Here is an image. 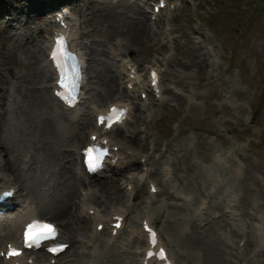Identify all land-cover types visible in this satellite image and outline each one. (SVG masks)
<instances>
[{"label":"rangeland","instance_id":"374dc122","mask_svg":"<svg viewBox=\"0 0 264 264\" xmlns=\"http://www.w3.org/2000/svg\"><path fill=\"white\" fill-rule=\"evenodd\" d=\"M38 1L0 0V13L6 7L24 12L21 18L14 13L0 14V65L8 63L11 67L12 60L17 73L13 78L5 72V85L0 82V119L5 116L0 120V132L16 163L29 155L39 166L51 163L46 166L51 173L47 168H54L55 163L48 151L57 146L64 149L60 141L65 133L73 138L82 133L77 153L87 144L90 129L86 124L94 123V116L87 112L92 104L102 108L129 101L134 112L124 129L118 128L111 138L114 143L127 145L137 161L142 155H153L150 182L160 193L151 200L148 186L129 179L123 169L120 175L113 174L115 171L104 174L123 194L129 182L137 191L128 224L135 226L136 219L147 211L176 264H264V248L257 246L255 227L257 216L264 215V0H170L176 9L163 11L156 25L151 24L147 0H140V17L130 5L137 0H68L67 10L84 23L79 40L87 59L86 96L80 106L85 112L83 125L64 119L69 113L57 108L48 88L54 80L41 83L47 68L45 39L39 29H53L56 9L48 13L44 9L48 6H37ZM30 7L40 8L46 15L35 16ZM44 18L52 24H40ZM136 18L146 19L151 29V33L144 30L140 40L125 34ZM9 19L15 22L6 25ZM167 32L171 39L163 41ZM26 42L30 50L25 49ZM38 49L41 52L35 55ZM161 49H166L165 53ZM125 58L140 71L158 64L164 88L162 101L149 92L145 98L140 93L130 96L120 73L121 59ZM143 72L148 78V71ZM112 79L120 84L116 92L107 90ZM218 154L225 165L216 161ZM69 160L76 165L73 157L64 163ZM165 168L170 170L169 176ZM144 172L137 164L130 175ZM25 174L29 175L30 187L36 186L38 174ZM90 181L93 186L86 191L92 193L93 202H106L99 198L101 194L94 193V185L104 180ZM18 186L25 195L24 188ZM213 187L215 191L210 192ZM174 192L191 196L192 203ZM231 196L235 199L232 208L228 205ZM205 201L207 207L200 211ZM229 212L237 217L231 218ZM38 213L61 227L40 207ZM89 229L86 222V234ZM62 234L69 240V231L62 228ZM104 239L98 263L125 264V258L114 249H105ZM86 259L72 247L60 264H83Z\"/></svg>","mask_w":264,"mask_h":264},{"label":"bare ground","instance_id":"6f19581e","mask_svg":"<svg viewBox=\"0 0 264 264\" xmlns=\"http://www.w3.org/2000/svg\"><path fill=\"white\" fill-rule=\"evenodd\" d=\"M146 4L148 3L146 2ZM158 4L159 2L157 3V5ZM36 5L37 6L42 5L41 0H39L36 3ZM130 5L133 9L136 10L135 16L140 17V7H141L140 0L131 3ZM5 11H10V9L7 8ZM29 11H31L33 15L39 17H42V15H46L44 13V10H41L40 8L30 7ZM11 12L12 14L13 13L16 14L18 18H21L24 15L23 11H17L13 9ZM80 13L82 14V10L80 11ZM83 17L86 16L83 15ZM136 19L137 21L135 19L133 20L132 25L129 27L128 31L125 34L133 35L135 39L140 40V35L144 33V30L151 33V29L149 27V24H147L146 19L145 21L140 20V18H136ZM12 21L14 20L8 21L6 25L10 24V22ZM39 22L40 24L43 23L44 25H48V26L50 24V21L48 19H40ZM66 23L69 26L67 31L74 46L78 50L82 51V46L79 44L78 39H79V34L81 32L80 28L82 25H84V23L80 24V21L71 15H69V18H67ZM10 30L12 31L11 28ZM39 31H40L39 33L46 38L45 51L48 52L47 59L44 60L45 66L48 67L46 69L47 73L44 74L41 79V83H44L53 80V75H54V73L53 75L51 74L52 70L49 69L51 68V66L48 60L50 43H51V39H50L51 34L45 31V29H43L42 27H40ZM155 33L158 34L157 31ZM8 34L10 33L8 32ZM28 43L29 42H26L24 47L25 49L30 50V46ZM161 51L165 53L166 49H161ZM40 52L41 51L38 49L35 55L40 54ZM38 61L39 59L37 58L35 64H37ZM0 66L2 67V69L0 70V75H1L0 82H2V85H5L4 84L5 72L11 73L13 78H17L15 63H13L12 60H11V67L8 65V63ZM151 66L152 67L149 66L144 67L143 69L144 71L150 68L149 82L148 84H146L145 80L142 78V75L140 74L138 69L132 66L128 61H126V58L121 59L120 73L122 72L123 74L126 75L127 85L132 86V93L136 94L137 92H140V94L142 95L146 93V90L147 91L152 90L151 87L152 80L150 79V72L151 70L157 68V65L154 63ZM119 87L120 84L117 82V79L115 80L112 79L107 84V90L109 92L111 91L116 92L119 89ZM48 88L51 89L53 93V89L55 88V86L52 84ZM49 91L50 90H48V93ZM116 102L102 108H99L95 104H92L91 107L88 108L87 112H90L88 113L89 116L90 115L94 116L95 123H93L92 120L89 123L87 122L86 128L91 129L90 137L92 135H97L98 141L108 140L110 144H112V146H119L118 152L117 153L114 152V156L112 161L110 162L111 163L110 166L112 169H115V171L121 168H126L127 171L130 172L132 169L136 167L137 164L142 163L143 159H145L144 161L145 165L146 163H150V161L153 158V155L152 154L142 155L141 158L138 157L139 161H137L136 159L131 157L132 153L131 154L129 153L127 145L125 144L117 145L113 143V140L109 136V133L114 129L110 131H104L103 128H100L96 125V118L98 114L101 111L107 110L111 105L117 104L122 107H128L130 110L129 117L132 115L134 110L132 105L129 103V101H121V102L116 101ZM59 107L60 105L57 103V108ZM0 108L1 109L3 108L2 105H0ZM66 112L69 113L68 115L64 116V119L67 118L66 119L67 122L71 121L74 123H78L79 125L84 124L82 116L85 115V112L83 110H80V108L76 107L75 109H72L71 112L70 111H66ZM4 117L5 116H2L0 120L2 121ZM61 117L63 119V115ZM66 124H64L65 127ZM122 126L123 124L120 127L122 128ZM63 131L65 130L63 129ZM65 134H64V138L60 141L61 146H63L64 149L62 150L61 148H59V146H57L56 149L50 148V150L48 151V154L51 157H53L52 162L55 163V166L54 168L49 166L47 169L51 170L50 171L51 173H47L46 166L47 164H51V163H45L42 166H39L37 163L31 161L34 158L29 155L22 156L20 159H18L19 162L16 163V157L13 156L10 149L6 147L5 144L2 142L1 132H0V187L16 188L19 194L20 187L18 186V184H20V186L24 188L26 192L25 195L20 193V196L18 197L19 202L16 205L14 202L15 210L10 212L8 214V218L6 219L5 223L0 225V247H1L0 254L1 252H5V254L8 252V250L5 249V247H3L4 245L9 243L12 244L19 243V240L21 239V231L24 225L30 222L32 219L40 218L39 217L40 214L38 213L40 207L41 212L44 215H50L54 217V219L59 221L63 229L69 231L70 235L72 234L71 236L69 235L68 239L75 247L78 248L80 252L86 255L88 252H90L92 255H94L92 258H89L88 260L84 261L83 264H99L97 258L98 257L100 258L102 256L100 252V241L104 236H107L106 244L108 247L112 246L114 250L117 253H119L122 257L124 258L126 257L124 260L125 264H145L144 259L141 260L140 256L143 255V258L146 256L145 248L149 244L147 234L143 230V220H146L148 223L152 224L151 223L152 218L150 217V214L148 212L145 211V215L141 220L142 228H139L138 226L140 218L136 219L135 222L137 223V225L133 227H129L127 238L126 239L122 238L120 241H118V239L121 238L120 235L122 230L128 227L127 217L132 209L131 208L132 199L134 198V196L137 195L136 190L131 188V190L123 194V191L120 188V186L115 185L116 182L110 183L107 180L103 182H98L97 184L94 185L95 186L94 193L95 195L96 193L101 194L99 198L104 197L106 202L100 203L98 201V203L96 202L95 204L93 202L92 193L88 191L85 192V190L91 186V183L89 179L83 176L80 170V166L78 164L80 154L77 153L76 149L83 140L82 133L79 134L78 132V134H76L74 138L73 136L68 135L69 133H65ZM135 144L138 143L135 142ZM86 146L83 149H85ZM70 148H72V150H69ZM68 151L72 152V154L67 155ZM71 157H73L74 160L77 161L75 166L72 165L73 163L72 160H69L67 163H64V161H66L68 158ZM39 158L40 157H37V159ZM217 158H220V155H217ZM163 171L166 176L170 175V171L168 168L163 169ZM26 172H30V174L32 173L38 174V176L36 177L37 180L36 186L30 187V185L28 184L29 181H27L26 179V177L29 175L25 174ZM149 172H151V170L148 168L144 173V175L136 176V179L140 184L148 183L147 174ZM47 175H49V178H47ZM131 175H133V173ZM75 177L77 181L75 180ZM221 181H222L221 177L217 176V182H221ZM76 187L78 189H76ZM213 189L214 187L211 189V192H213ZM78 192H80V199L77 198ZM174 193L177 196H180L185 201H189L191 198L188 195H185L184 193H177V192ZM150 197L154 199L155 195L151 193ZM125 198H127L126 201ZM233 204L234 201L230 199L228 201L229 207L232 208ZM100 205L101 207H104L103 211L100 210ZM203 205H205L204 202L201 203L200 206ZM77 210H80V214H77ZM91 210H94V213L92 215L89 214ZM84 214H87L89 216L88 218L94 224L90 232H88L87 234L85 232L87 218L83 217ZM17 215L18 217H16ZM116 216L123 217L124 222H123V227L120 230H118L117 234L114 236L113 224L116 222V220H113L112 217H116ZM230 216L231 218L237 217V215L234 212L231 213ZM257 218L259 220V224L257 228L259 230L262 243H264V215L258 216ZM41 219L44 220V218L42 217ZM99 225H104V229L101 232H99L97 229ZM160 242L163 246L167 245L164 242V238H162V236ZM135 243L140 244V246L136 245ZM171 254L173 253L171 252ZM45 255L46 254H44L43 252H39L37 255H33L31 258L33 260L32 263H29V260H27L30 258H24V257L11 259L9 261L6 260L4 257L2 260L0 259V263L1 264H60L56 258L50 256H47L48 258H45L46 257ZM54 259L55 262L53 263ZM148 264L151 263L149 262Z\"/></svg>","mask_w":264,"mask_h":264},{"label":"snow or ice","instance_id":"6c2138e0","mask_svg":"<svg viewBox=\"0 0 264 264\" xmlns=\"http://www.w3.org/2000/svg\"><path fill=\"white\" fill-rule=\"evenodd\" d=\"M64 41L61 38V40L58 42L59 45H63ZM155 77V74H153ZM67 87V85H65ZM71 95V91L68 93ZM124 115L123 112H118L116 109H112V115L109 117H100V120L103 121L105 119L108 120L109 126H111V123L113 120L118 122L121 117ZM95 139V138H93ZM93 148H88L86 152V158H87V165L90 170H95L97 167L100 166L101 160L104 158L105 153L98 152L97 155H93ZM56 230L55 228L48 223H32L27 226V229L24 234L25 238V246L26 247H32L33 244H35L36 247H39L42 241H47L49 239L55 238ZM52 252H56V248H50L49 249ZM20 253L18 251H9V256H18Z\"/></svg>","mask_w":264,"mask_h":264}]
</instances>
